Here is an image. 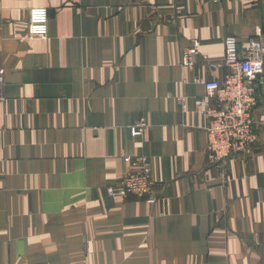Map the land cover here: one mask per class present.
<instances>
[{"label": "crops", "instance_id": "crops-1", "mask_svg": "<svg viewBox=\"0 0 264 264\" xmlns=\"http://www.w3.org/2000/svg\"><path fill=\"white\" fill-rule=\"evenodd\" d=\"M262 34L264 0H0V264H264V74L257 141L219 165L196 105L225 40ZM132 156L154 206L108 195Z\"/></svg>", "mask_w": 264, "mask_h": 264}, {"label": "built area", "instance_id": "built-area-1", "mask_svg": "<svg viewBox=\"0 0 264 264\" xmlns=\"http://www.w3.org/2000/svg\"><path fill=\"white\" fill-rule=\"evenodd\" d=\"M28 35L30 39L48 38L49 12L46 8L30 10ZM199 55L200 43L194 40L191 47L183 52L182 66L194 70ZM204 60L207 61V58L204 57ZM222 65L228 69L224 79L203 82L206 98L196 101L207 120L206 159L212 165H219L234 155L248 151L257 141L253 112L259 103V81L264 74V35L249 39L241 47L235 38H227ZM220 66L208 63L213 70ZM4 76L5 71L0 69V101H3ZM146 128L145 123H139L131 128V134L133 137L142 135ZM128 163L129 170L116 187L108 188V195L143 199L151 206L158 204L160 200L154 195L157 185L150 159L132 156Z\"/></svg>", "mask_w": 264, "mask_h": 264}]
</instances>
